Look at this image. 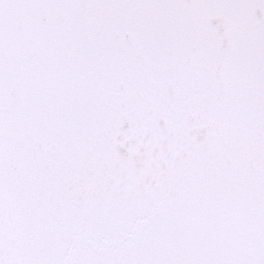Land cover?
<instances>
[{
  "label": "snow or ice",
  "instance_id": "6c2138e0",
  "mask_svg": "<svg viewBox=\"0 0 264 264\" xmlns=\"http://www.w3.org/2000/svg\"><path fill=\"white\" fill-rule=\"evenodd\" d=\"M0 264H264V0H0Z\"/></svg>",
  "mask_w": 264,
  "mask_h": 264
}]
</instances>
